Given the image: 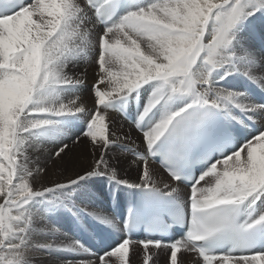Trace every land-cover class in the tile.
<instances>
[{"label":"snow or ice","instance_id":"obj_1","mask_svg":"<svg viewBox=\"0 0 264 264\" xmlns=\"http://www.w3.org/2000/svg\"><path fill=\"white\" fill-rule=\"evenodd\" d=\"M82 144L89 168L50 180ZM98 181L119 219L89 210ZM161 250L264 264V0H0V264Z\"/></svg>","mask_w":264,"mask_h":264},{"label":"rangeland","instance_id":"obj_2","mask_svg":"<svg viewBox=\"0 0 264 264\" xmlns=\"http://www.w3.org/2000/svg\"><path fill=\"white\" fill-rule=\"evenodd\" d=\"M90 68H91V70H90ZM80 70L81 69H77V71H80ZM87 71L94 72L92 67H89ZM93 79H94V77L91 76L90 78L87 79V83L90 85L93 82ZM123 129H125V128H123ZM76 147L74 146L73 152L70 153L68 155V157L66 156L67 159H65V157H64L63 160L48 161V169H49L48 170V176H50V180L63 181V180H65V178L72 177L75 175V173L82 172L83 170H86L89 168V166L93 162L92 156L90 154V149L84 144L77 145ZM53 161H57V163L52 164ZM123 165H125V163ZM89 202H90L89 203V206H90L91 201H89ZM45 222H47V221H45ZM57 225H58V227H57ZM55 226L60 230V232H64L69 227V225L66 221H60L59 223H56ZM93 243L98 245L99 241H94ZM137 252H139V246H137ZM42 255H45L46 257L42 256ZM32 261H33V264H62V261L60 260L59 257L52 256V255H49L47 253L39 252V251L32 254ZM131 261H132V264H141V261L137 256H132ZM156 264H165V254H164L163 250L160 251V255L156 261Z\"/></svg>","mask_w":264,"mask_h":264},{"label":"bare ground","instance_id":"obj_3","mask_svg":"<svg viewBox=\"0 0 264 264\" xmlns=\"http://www.w3.org/2000/svg\"><path fill=\"white\" fill-rule=\"evenodd\" d=\"M91 70V68H90ZM94 77V72H89L87 71V79L90 77ZM94 80V79H93ZM92 81V80H91ZM102 87V86H101ZM86 98H88L89 103L91 104V98L88 97L87 93H85ZM121 126H123L124 131H128L127 126L123 124V121L119 122ZM133 137L135 138L137 134L135 132L132 133ZM136 135V136H135ZM76 147V146H75ZM77 148V147H76ZM75 152V151H74ZM74 154V153H73ZM72 154V155H73ZM77 154V153H76ZM74 156V155H73ZM68 157V156H67ZM65 159L66 156H65ZM59 161V160H58ZM53 163H57V161H53ZM124 169L126 172H128L133 178H135V171L129 170L128 169V164L125 163L123 165ZM49 170V169H48ZM65 176V175H64ZM50 179V176H48ZM62 179V178H61ZM67 179V178H65ZM167 179V177H165ZM64 181V180H63ZM92 189L95 192V196L93 199H91V205L89 206V210H99L104 212L105 214L111 215V213L115 212V210H111V208H115L116 203L111 199V197L108 194V187L107 184L101 181L96 182L95 184L92 185ZM90 203V202H89ZM63 225V224H62ZM61 226V225H60ZM58 227V225H57ZM65 227V226H64ZM60 228V227H59ZM62 228V227H61ZM63 229V228H62ZM115 232V230H110ZM117 239L116 235H113L111 237H108L106 239V243H113ZM138 238H133V240H136ZM38 254V253H37ZM40 254V253H39ZM41 256V255H40ZM45 256V255H42ZM35 257V256H34ZM37 257V256H36ZM46 257V256H45ZM39 258V257H38Z\"/></svg>","mask_w":264,"mask_h":264}]
</instances>
